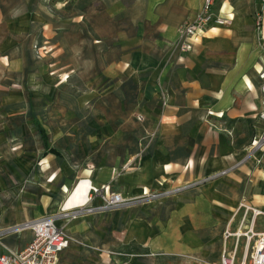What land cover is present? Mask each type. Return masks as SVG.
Returning <instances> with one entry per match:
<instances>
[{"label": "crops", "instance_id": "obj_1", "mask_svg": "<svg viewBox=\"0 0 264 264\" xmlns=\"http://www.w3.org/2000/svg\"><path fill=\"white\" fill-rule=\"evenodd\" d=\"M255 1L215 2L226 23L183 51L202 0H0V254L24 248L32 230L14 227L58 214L78 180L127 199L229 169L183 194L213 190L191 217L178 199L56 220L70 237L56 264L219 261L236 212H264V152L246 158L264 130ZM47 40L59 51L36 53Z\"/></svg>", "mask_w": 264, "mask_h": 264}, {"label": "built area", "instance_id": "obj_2", "mask_svg": "<svg viewBox=\"0 0 264 264\" xmlns=\"http://www.w3.org/2000/svg\"><path fill=\"white\" fill-rule=\"evenodd\" d=\"M216 0H202L201 6L193 20L187 22L180 30L179 44L183 51L191 49V38L198 32L205 29L207 26L213 24H224L226 19L213 12V6ZM257 28L263 33L264 38V0H260V9L256 15ZM264 55V46H263ZM260 93L264 103V83L260 87ZM257 117L264 121V106L262 110L257 113ZM260 151L264 152V130L261 134L253 136L247 148L246 158L253 153ZM229 169L221 170L211 174L210 176L194 180L188 183L185 187H192L202 184L210 179H215L227 174ZM81 180L76 182L75 187ZM87 181V180H85ZM88 182V181H87ZM93 196H99L102 200L101 204L95 207H88L87 203ZM129 202V200L121 197L117 192L110 191L107 186L95 187L91 186L87 189V200L82 206L66 211H60L58 214L44 215L29 222H25L14 227L15 231L24 229L32 230V239L19 251H8L0 254V264H56L58 254L63 251L70 241V237L65 231L56 224L57 219L68 220L74 218L78 213L91 212L93 210H110L122 206ZM251 210L252 220L245 231L237 233H230L227 230L224 232V239L235 237L234 246L232 250L228 251L224 248L221 252L219 262L217 264H264V229L255 233L252 230L253 218L257 215H264V212L247 208ZM243 237V250L239 259L236 258V248L239 237Z\"/></svg>", "mask_w": 264, "mask_h": 264}, {"label": "rangeland", "instance_id": "obj_3", "mask_svg": "<svg viewBox=\"0 0 264 264\" xmlns=\"http://www.w3.org/2000/svg\"><path fill=\"white\" fill-rule=\"evenodd\" d=\"M221 0H216V2H220ZM230 2V0H228ZM232 1V0H231ZM259 1V0H258ZM223 2V1H222ZM252 2H256L255 0H252ZM50 40H47L46 42H44L42 45L43 47H39L38 45H33V48L35 51H37L36 53H38L40 50L42 53H50V52H58L60 47L57 46L56 44H52L50 42H48ZM40 49V50H39ZM61 52V51H60ZM39 54V53H38ZM59 77V82L61 81H66L68 79V75H58ZM221 171V170H220ZM214 174V173H213ZM260 174V173H259ZM210 176V175H209ZM207 177V176H205ZM204 178V177H203ZM201 178L195 179V180H199ZM216 179V178H215ZM215 179H210L204 183L207 182H211ZM194 180L190 181L193 182ZM190 182H186V183H178L176 185H171L168 188H163L160 190H149L147 188V190L144 193L141 194H137L131 197H128L127 200H129V202H127L126 204L119 206L117 208L114 209H119V208H124V207H132V206H138V205H144V204H153L156 206H160V205H166L168 202L171 203V205H175L178 206L177 204H174V200H178L180 199V210L182 209V207H186L185 204L188 202H191L192 204H194V208H188L189 209V217H191L190 215H192V210L197 208V202H201L200 204L202 205L203 202L208 203L209 205H216V199H214L213 197L210 198L209 196H211V193L213 190L211 191H205V192H199V193H194V195H192L189 198H185L183 199L182 196L185 192H187V190L190 189H195L197 187H199L202 184H198L192 187H185L188 183ZM170 206V205H169ZM61 210V209H59ZM111 210V209H110ZM249 211V209L247 210ZM246 210L244 211H237L236 212V216H235V220L232 223V225H230V228H228L227 226L222 230L221 234H220V238H221V249L223 250L224 248V241H223V237H224V232L227 230L230 233H238V232H243L246 230L247 228V220H249L248 218V213L250 212V214L252 215L251 210L245 215V213L247 212ZM60 212V211H59ZM186 214H182L181 218L184 217ZM251 218V217H250ZM72 219V218H71ZM68 219V220H71ZM183 219V218H182ZM67 220V221H68ZM240 225V226H239ZM242 227V228H241ZM241 228V229H240ZM11 231H0V235H2L3 233H9ZM232 239H230L229 241H226L225 244V249L230 251L232 250L233 246H234V240L235 237H230ZM243 241L244 238L243 237H239L238 239V244H237V248H236V258L239 259L241 254H242V250H243ZM209 252V254H213L214 251L211 248H209V250H207ZM218 256L216 257V259H214L213 261H207V260H199L197 263L195 264H217L218 261Z\"/></svg>", "mask_w": 264, "mask_h": 264}, {"label": "bare ground", "instance_id": "obj_4", "mask_svg": "<svg viewBox=\"0 0 264 264\" xmlns=\"http://www.w3.org/2000/svg\"><path fill=\"white\" fill-rule=\"evenodd\" d=\"M233 72H234V70H233ZM89 183L90 182H87L85 180H81L76 187H75V185H76L75 184L70 189V191L67 193V195H66V197H65V199H64V201H63V203L61 205V211H66V210H70V209H73V208H77L79 206H82L84 204V202L87 200V189L89 187ZM237 234L238 235H242L240 232H238Z\"/></svg>", "mask_w": 264, "mask_h": 264}]
</instances>
